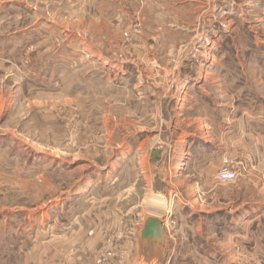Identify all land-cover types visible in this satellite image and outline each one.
Returning <instances> with one entry per match:
<instances>
[{
    "label": "rangeland",
    "instance_id": "rangeland-1",
    "mask_svg": "<svg viewBox=\"0 0 264 264\" xmlns=\"http://www.w3.org/2000/svg\"><path fill=\"white\" fill-rule=\"evenodd\" d=\"M154 216L158 264H264V0H0V264H138Z\"/></svg>",
    "mask_w": 264,
    "mask_h": 264
},
{
    "label": "water",
    "instance_id": "water-1",
    "mask_svg": "<svg viewBox=\"0 0 264 264\" xmlns=\"http://www.w3.org/2000/svg\"><path fill=\"white\" fill-rule=\"evenodd\" d=\"M163 222V219L156 216L148 217L139 228L137 234L138 264H150L154 260H156L155 264H158L163 258L166 249ZM159 234H161L160 237Z\"/></svg>",
    "mask_w": 264,
    "mask_h": 264
},
{
    "label": "built area",
    "instance_id": "built-area-1",
    "mask_svg": "<svg viewBox=\"0 0 264 264\" xmlns=\"http://www.w3.org/2000/svg\"><path fill=\"white\" fill-rule=\"evenodd\" d=\"M236 177H237L236 173L228 169H221L218 174V179L220 181H233L236 179Z\"/></svg>",
    "mask_w": 264,
    "mask_h": 264
},
{
    "label": "bare ground",
    "instance_id": "bare-ground-1",
    "mask_svg": "<svg viewBox=\"0 0 264 264\" xmlns=\"http://www.w3.org/2000/svg\"><path fill=\"white\" fill-rule=\"evenodd\" d=\"M161 236V234H159V237ZM156 260H154L153 262H151L150 264H155Z\"/></svg>",
    "mask_w": 264,
    "mask_h": 264
},
{
    "label": "crops",
    "instance_id": "crops-1",
    "mask_svg": "<svg viewBox=\"0 0 264 264\" xmlns=\"http://www.w3.org/2000/svg\"><path fill=\"white\" fill-rule=\"evenodd\" d=\"M136 241H137V236H136ZM138 246V245H137Z\"/></svg>",
    "mask_w": 264,
    "mask_h": 264
}]
</instances>
